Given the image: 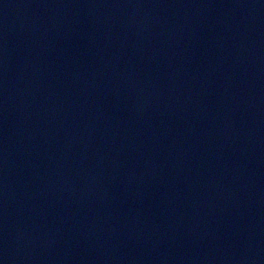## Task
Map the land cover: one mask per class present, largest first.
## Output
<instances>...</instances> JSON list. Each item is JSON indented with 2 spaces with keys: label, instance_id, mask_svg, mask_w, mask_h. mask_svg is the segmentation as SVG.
I'll return each mask as SVG.
<instances>
[{
  "label": "water",
  "instance_id": "95a60500",
  "mask_svg": "<svg viewBox=\"0 0 264 264\" xmlns=\"http://www.w3.org/2000/svg\"><path fill=\"white\" fill-rule=\"evenodd\" d=\"M0 264H264V0H0Z\"/></svg>",
  "mask_w": 264,
  "mask_h": 264
}]
</instances>
